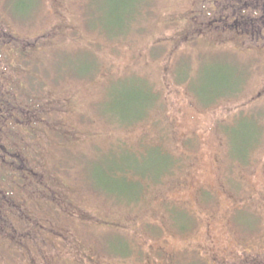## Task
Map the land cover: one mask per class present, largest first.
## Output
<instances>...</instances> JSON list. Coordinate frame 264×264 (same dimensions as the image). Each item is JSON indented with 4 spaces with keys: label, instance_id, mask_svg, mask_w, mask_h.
Returning <instances> with one entry per match:
<instances>
[{
    "label": "rangeland",
    "instance_id": "rangeland-1",
    "mask_svg": "<svg viewBox=\"0 0 264 264\" xmlns=\"http://www.w3.org/2000/svg\"><path fill=\"white\" fill-rule=\"evenodd\" d=\"M22 1L0 92L29 126L4 142L45 176L11 187L0 264H264V0ZM232 1L263 12L207 15Z\"/></svg>",
    "mask_w": 264,
    "mask_h": 264
},
{
    "label": "flooded vegetation",
    "instance_id": "flooded-vegetation-1",
    "mask_svg": "<svg viewBox=\"0 0 264 264\" xmlns=\"http://www.w3.org/2000/svg\"><path fill=\"white\" fill-rule=\"evenodd\" d=\"M204 1H206L209 4L212 3L213 5L217 7L216 4L218 2L216 0H204ZM238 2L240 4L239 0ZM258 6L254 7V10H251V8L247 6H239L237 2L232 1L229 6H225L223 10L220 12L218 11L216 7L214 8L215 10H213L211 7H208L207 9L209 10L207 12V15L209 17H216L217 15H219L218 18H214V20H220V21L228 20V22H226L225 25L233 26V23H236L238 20H242V22L244 23L247 22V19L244 16V13L252 14L253 12H260V11L263 12L262 7L260 6L258 7ZM236 15L237 17H235ZM240 15H242V18L240 17ZM229 20L233 22H230ZM256 30H259L257 31V33L263 34L260 29H256ZM1 84H2V76H1ZM235 86L227 87L223 89V91H220L217 95L220 96L223 93L231 91V89H233ZM0 87L2 86L0 85ZM23 94L25 95V97H28V99L29 98L32 99L31 96L33 94L32 95L31 93H27V94L23 93ZM33 96H35V94ZM197 96L202 98L200 94H197ZM214 96H211L207 99H203V98L202 99L210 100L214 98ZM16 98H17V95H16ZM12 99H13V94L8 93V92H3V91L0 92V214L3 211L2 206H6L7 199H9L10 201H13V203L17 205L18 201L16 202L14 200L16 199L15 195L18 194L19 191L23 189H17L16 191H13L11 187L14 184H16V187H19V185H22L21 183H23V187L27 188L28 183H31V182L34 183V180L36 178L39 177V179L40 178L43 179L45 176L43 171L39 172L38 170L34 168L35 165H33L32 167L29 166L30 165L29 156H31V154L29 153L30 152L29 149L26 151L28 155L27 156L24 155L26 156V160H28V163L27 162L23 163V162H19V158L23 154H22V151L17 150V147H19L18 143L15 146L12 144L11 145L6 144L7 140L12 141V140H17L18 138L20 139L22 138L24 141V136L22 135L23 128L29 126L28 125L29 123L28 121H26V119L23 120V117L16 115L19 111H23L25 109L24 107L28 106L29 102L26 103V101H19L18 103H14ZM13 100L16 101L15 99ZM54 108L56 109L57 107H54ZM42 110L43 112L41 113ZM33 111H34L33 113L37 116V118L31 117L29 119V122H32V123L35 122V133H32L29 130L24 131V133H27L28 135L35 137V138H38L41 133L42 139H44V141L47 142V139H48L47 134L49 133L46 132V129H48L50 132L52 131L49 127L51 126V120L49 118H46V117H49L50 112H48V109H46V107H41V109L40 108L34 109ZM45 113L47 116H44ZM35 119H38L36 121H39L41 123L42 125L41 128H39L40 126L37 125V122L35 121ZM24 123H28V124L24 127V125H21ZM59 132L60 130H57L56 133H59ZM4 139L6 140V142H4ZM30 146H31L30 144H27L24 147L29 148ZM32 150H34V148H31V151ZM35 159H37V157H35ZM36 163L40 165V161H36ZM3 182H6V183L4 184ZM4 214L8 217V219H10L11 217H15V214L12 210L10 212H5ZM8 219H6L5 217H3L2 219L3 222H8L7 224H4L5 229H8L9 226L11 227V225H9L11 224L10 223L11 220L9 221ZM15 229L17 228L15 227L14 230Z\"/></svg>",
    "mask_w": 264,
    "mask_h": 264
},
{
    "label": "trees",
    "instance_id": "trees-1",
    "mask_svg": "<svg viewBox=\"0 0 264 264\" xmlns=\"http://www.w3.org/2000/svg\"><path fill=\"white\" fill-rule=\"evenodd\" d=\"M21 2H23L22 0H21ZM130 14H132V13H130ZM129 14V15H130ZM127 16H128V14H127ZM131 16V15H130ZM118 167V168H117ZM126 168H128V169H130V170H132V171H134L133 169H131L132 167L131 166H127V167H124V168H122V167H119L118 165H115V167L112 169V170H115V171H122V170H127ZM129 174V173H128ZM112 177L113 178H115L116 180H119L120 181V179H122V178H126L127 177V174H125V175H112ZM118 181V182H119ZM132 183H134V182H132Z\"/></svg>",
    "mask_w": 264,
    "mask_h": 264
}]
</instances>
